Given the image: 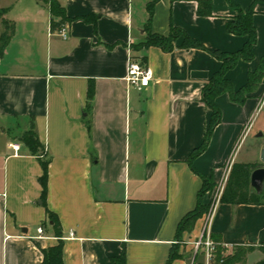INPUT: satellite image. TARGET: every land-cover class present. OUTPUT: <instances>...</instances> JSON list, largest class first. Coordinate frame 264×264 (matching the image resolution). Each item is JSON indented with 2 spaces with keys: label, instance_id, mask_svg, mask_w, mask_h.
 <instances>
[{
  "label": "crops",
  "instance_id": "1",
  "mask_svg": "<svg viewBox=\"0 0 264 264\" xmlns=\"http://www.w3.org/2000/svg\"><path fill=\"white\" fill-rule=\"evenodd\" d=\"M49 1L12 0L20 6L11 13L12 5L2 6L14 33L0 55V264H41L43 249L59 240L63 264H108L122 248L125 264H192L193 241L203 230L230 254L247 248L244 264L263 259L256 247L264 244V184L262 203L217 196L208 217L177 236L202 187L188 163L211 117L201 90L221 61L205 49L180 47L182 37L171 51L133 50L145 38L151 0H56L73 18L65 38L50 30ZM198 1L156 0L151 31L167 35L176 26L210 50L242 48L247 37L226 29L238 10L210 0L203 15ZM231 1L252 10L257 34L253 59L226 71L237 90L264 56V0ZM131 58L150 67L148 86L126 82ZM215 102L220 122L192 164L219 192L233 163L262 164L264 66L243 102L228 93ZM29 129L48 154L45 203L42 155L21 140ZM47 212L56 216L59 235Z\"/></svg>",
  "mask_w": 264,
  "mask_h": 264
},
{
  "label": "trees",
  "instance_id": "2",
  "mask_svg": "<svg viewBox=\"0 0 264 264\" xmlns=\"http://www.w3.org/2000/svg\"><path fill=\"white\" fill-rule=\"evenodd\" d=\"M229 5L232 8L238 10L236 17L233 20L227 21L226 29L228 32L245 35L247 37L244 45L237 51L234 52H222L219 50H210L204 46L197 39L191 37L187 34L182 28L171 26L170 32L167 35L157 34L151 31L150 23L153 14V5L156 0H151L147 3L148 19L144 25L145 38L143 41L131 45L133 50H138L141 48H146L151 45L158 46L164 51H171L176 46V40L179 37L183 38L182 43L179 45L184 48H201L209 51L214 55L218 60L221 61L220 67L216 70L210 79L204 84L201 90L200 100L210 108L211 117L209 124L205 130L204 138L200 145L196 147L190 154L188 163L191 169L200 175L202 178V187L198 192L197 203L194 210L186 214L179 222L177 227V236L180 237L183 231H190L195 221L201 216L204 205L203 197L204 194L211 188L213 181L211 178L201 174L192 164V159L199 155L208 145L210 136L214 127L220 122L221 115L218 106L216 105L215 98L222 94L228 93L230 99L234 102L241 103L245 100L248 93L252 92L253 89L257 86L261 80L264 66V56H262L256 68L253 71L248 73V80L244 86L234 90L231 81L225 76L226 71L232 68L239 59L243 60H252L254 57L253 46L257 40L256 28L252 20V10L243 12L236 4L231 0H227ZM50 30L55 31L61 25L65 24L68 21H71L73 18L66 16L63 8L56 0H50ZM1 10H5L1 8ZM199 14L208 15L210 13V0H199L198 9ZM0 18L4 26V30L0 34V55L3 53L7 44L9 43L11 37L14 33V24L12 21L3 17V14L0 13ZM86 21H91L95 24L94 17L91 15L82 16ZM107 47L112 45L106 44ZM142 64H145L144 58L138 60ZM92 88H89V95H91ZM22 142L30 149L34 154H41V166L42 174L39 178L40 184L42 186L41 191V200L45 203V196L47 193V177H48V154L45 152L43 144L39 141L36 133L33 129H29L22 133L21 135ZM262 164L259 163H243L235 162L231 165L224 187L220 194V201L230 204H239V203H249V204H260L262 203L263 191L256 193L250 186V174L251 171ZM49 219L52 221L55 226L56 232L59 235V230L57 229V218L51 213L47 212ZM214 240L219 238L214 235H210ZM222 249L219 247L216 250L215 259L211 264H244L247 248L242 246H236L233 252L227 256H222ZM264 251V250H263ZM203 255V251H198ZM196 252V253H198ZM43 257L41 264H63L62 259V243L59 240L55 245H52L42 251ZM174 257V253L170 255V259ZM108 264H125V251L124 248L121 249L120 253L112 257ZM192 264H205L204 260H198L194 258ZM255 264H264V258Z\"/></svg>",
  "mask_w": 264,
  "mask_h": 264
},
{
  "label": "built area",
  "instance_id": "3",
  "mask_svg": "<svg viewBox=\"0 0 264 264\" xmlns=\"http://www.w3.org/2000/svg\"><path fill=\"white\" fill-rule=\"evenodd\" d=\"M65 25H61L55 30L61 37L65 38L67 36ZM152 78V71L147 64H142L140 61L131 58L128 61L125 80L126 82L135 87H146L149 85L150 79ZM224 186H221L219 192L217 189L215 198L220 197L221 191ZM38 233L42 232L41 227L37 229ZM221 248L222 255L226 251L227 246L223 244L220 240H214L210 234L203 230L200 235L193 241V248L195 253L198 251H203V256L206 264H211L215 259V252L218 248Z\"/></svg>",
  "mask_w": 264,
  "mask_h": 264
},
{
  "label": "rangeland",
  "instance_id": "4",
  "mask_svg": "<svg viewBox=\"0 0 264 264\" xmlns=\"http://www.w3.org/2000/svg\"><path fill=\"white\" fill-rule=\"evenodd\" d=\"M11 2H12V0H0V9L2 8V6H6V5L8 6L10 4V5H12L11 9H10L11 10L10 13L18 10V7L20 6V5H18L19 3H15V2L11 3ZM0 13H2L4 15V11L3 10H1ZM10 13H8V16H10ZM3 30H4V26H3L2 21L0 20V34H1V32ZM218 185L219 184H216V183L213 182V185L211 186V188L204 194V198L205 199H203V201H202L203 205H204V210H203V212H202V214L200 216V217L203 216L204 220L208 217V214L210 212V208H211V206L213 204V200L215 199V195H216V192H217V189H218ZM256 249H259V250L263 251L264 250V244H261L260 246L256 247ZM230 252L231 251H229V252L228 251H224L222 256H227V255L230 254ZM195 259L205 260L204 256L201 254V252L200 253L199 252L195 253ZM204 263L206 264L205 261H204Z\"/></svg>",
  "mask_w": 264,
  "mask_h": 264
},
{
  "label": "water",
  "instance_id": "5",
  "mask_svg": "<svg viewBox=\"0 0 264 264\" xmlns=\"http://www.w3.org/2000/svg\"><path fill=\"white\" fill-rule=\"evenodd\" d=\"M261 166L253 169L250 174V186L256 192L260 193L264 184V148L260 152Z\"/></svg>",
  "mask_w": 264,
  "mask_h": 264
}]
</instances>
